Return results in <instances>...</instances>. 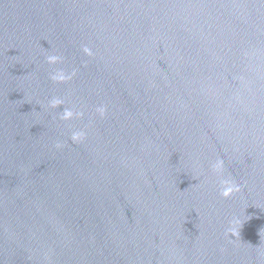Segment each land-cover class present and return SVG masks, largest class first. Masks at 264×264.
Returning a JSON list of instances; mask_svg holds the SVG:
<instances>
[{
    "label": "water",
    "instance_id": "obj_1",
    "mask_svg": "<svg viewBox=\"0 0 264 264\" xmlns=\"http://www.w3.org/2000/svg\"><path fill=\"white\" fill-rule=\"evenodd\" d=\"M0 264H264V0H0Z\"/></svg>",
    "mask_w": 264,
    "mask_h": 264
},
{
    "label": "clouds",
    "instance_id": "obj_2",
    "mask_svg": "<svg viewBox=\"0 0 264 264\" xmlns=\"http://www.w3.org/2000/svg\"><path fill=\"white\" fill-rule=\"evenodd\" d=\"M85 55L91 56L92 52L89 48L85 47L83 49ZM61 57L58 55H49L46 58V62L49 65H55L59 62H61ZM70 76L66 75L62 70L59 71H55L53 73L50 74V79L55 81V82H63L66 79H69ZM61 101L58 99H53L50 103V106L53 108H57L61 105ZM97 111L101 114V116L104 114V112L106 111V109L104 107H100L97 109ZM63 115H62V119L68 120L71 119L73 117V115L76 116H81L82 113H73L71 110L69 109H63L62 111ZM84 136V133L82 132H77V133H73L72 135V139L73 141H76L78 139H81ZM57 148H60L61 145L57 144L56 145ZM210 170L214 173L217 174L218 179H219V194L223 197V198H228L230 196H232L234 193H239L241 191V185H239L238 183H236L235 181H233L230 178H224L223 177V172H224V161L223 159L217 158L215 160V162L210 164ZM232 235H238V232L234 231L231 227L228 230Z\"/></svg>",
    "mask_w": 264,
    "mask_h": 264
}]
</instances>
